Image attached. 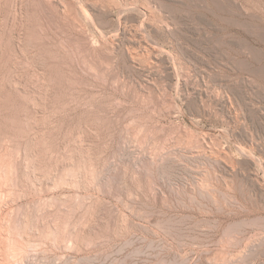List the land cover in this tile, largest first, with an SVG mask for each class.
<instances>
[{"label": "rangeland", "instance_id": "374dc122", "mask_svg": "<svg viewBox=\"0 0 264 264\" xmlns=\"http://www.w3.org/2000/svg\"><path fill=\"white\" fill-rule=\"evenodd\" d=\"M5 231L16 264H264V0H0Z\"/></svg>", "mask_w": 264, "mask_h": 264}, {"label": "bare ground", "instance_id": "6f19581e", "mask_svg": "<svg viewBox=\"0 0 264 264\" xmlns=\"http://www.w3.org/2000/svg\"><path fill=\"white\" fill-rule=\"evenodd\" d=\"M60 1V0H59ZM51 7V6H50ZM127 7V6H126ZM69 8V7H68ZM131 8V6H130ZM66 9V8H65ZM70 10V9H69ZM69 12V11H68ZM65 13V12H64ZM68 15V14H67ZM71 16V15H70ZM74 19V18H73ZM72 20V19H71ZM80 21V20H79ZM73 22V20H72ZM133 28V27H132ZM138 29V28H137ZM135 34V33H134ZM106 38V37H105ZM137 39V38H136ZM137 41V40H136ZM139 42V41H138ZM103 43V42H102ZM144 45V44H143ZM140 46V45H139ZM147 46V45H146ZM141 47V46H140ZM143 47V46H142ZM141 47V48H142ZM134 48V47H133ZM146 47H144L145 49ZM155 48V47H154ZM143 49V50H144ZM133 50V49H132ZM158 50V49H157ZM140 54V53H139ZM130 55V54H129ZM133 55V54H132ZM136 56V55H135ZM134 56V57H135ZM139 56V55H138ZM132 57V56H131ZM139 59V58H138ZM135 60V59H134ZM8 170V169H7ZM7 174V173H6ZM25 225V224H24ZM34 226V225H33ZM31 227V226H30ZM35 228V227H34ZM57 229V228H56ZM59 229V228H58ZM5 230V229H4ZM7 232V231H5ZM34 233V232H33ZM5 234V233H4ZM12 232L8 231L6 235L0 236V263L4 264H16L18 263V257L21 254L22 248L16 244L15 240L11 238ZM32 234V233H31ZM57 235V234H55ZM55 242V241H54ZM16 245V246H15ZM16 249H19L16 250ZM32 250V249H31ZM20 258V257H19Z\"/></svg>", "mask_w": 264, "mask_h": 264}]
</instances>
